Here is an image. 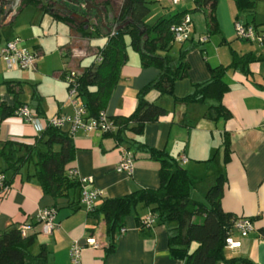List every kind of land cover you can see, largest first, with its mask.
<instances>
[{
    "label": "crops",
    "instance_id": "0c3cea01",
    "mask_svg": "<svg viewBox=\"0 0 264 264\" xmlns=\"http://www.w3.org/2000/svg\"><path fill=\"white\" fill-rule=\"evenodd\" d=\"M106 1L111 5L109 12L112 13L104 19L105 26L101 25L108 31L113 13L117 14L122 0ZM156 1L167 3L161 16L186 10L191 19V33L186 40L189 43L186 54L188 75L175 82V96L182 97L192 91L193 84L206 81L209 78L207 64L228 65L232 61V51L250 55V62L230 68L225 74L229 89L222 97V104L230 112L228 118L210 119L204 115L214 100L177 102L172 95H160L153 90L148 93V99L164 106L168 114L147 122L141 134L128 133L127 136L149 147L164 149L175 157L190 175L192 196L196 192L205 195L216 177L224 174L222 209L253 221V230L246 236H241L238 231L231 232V239L239 245L229 247L225 244V254L227 257H248L256 264H264V238L260 234V228L264 227V43L237 38L235 34L236 21L264 32V0H255L254 10L245 12L237 11L234 0H218L214 11L218 30L209 35L205 12L194 9V0H182L174 11L168 5H173L170 0ZM56 2L60 5L50 4V9L33 3L19 6L17 1L12 5L0 4V48L8 40L19 38L20 47L38 54L35 68L27 69L8 66L6 59L0 57V104L28 105L34 113L38 106L43 110L42 114H36L41 130L53 116L72 115V106L67 102L65 73L71 69L81 72L97 61L99 49L108 39L104 33L80 34L77 24L81 22L70 17L72 12L84 16L75 0ZM62 16H69L73 22L61 19ZM146 17L144 20L148 23ZM87 19L89 24L92 23L89 16ZM201 35L207 36L204 42L199 41ZM89 56L92 60L82 67L83 59ZM157 75L156 67H143L138 55L129 54L107 101L105 114L108 117L129 115L136 106L137 91ZM10 84L14 91H10ZM79 100L83 102L81 98ZM41 130H36L32 123L18 115L8 116L0 123V145L7 139L33 142ZM225 136L229 140L227 160L224 159ZM72 139L76 151L68 166L75 167L80 175L91 176L90 185L102 191L101 197L95 200V207L106 197H119L141 187H158L159 165L148 155L135 153L125 143L117 142L97 129L78 130ZM124 150L134 155L131 174L116 170ZM5 166L0 160V169ZM34 167L30 162L23 165L19 173L13 174L11 170L0 173L10 180V187L0 196V231L26 223L32 225L27 233L39 231L36 212L43 207H53L56 211L54 229L49 234L38 233L34 241H38V250L41 244L45 245L47 264H71L68 249L74 241L84 246L80 264H102L107 245L104 220L90 216L84 206L77 204L78 188L70 189L66 197L54 198L43 193L36 178L29 177ZM148 210L141 209L140 215L143 217ZM124 226L126 231L119 233L116 247L105 258V264H184L168 251L174 222L160 223L156 219L152 226L140 228L134 216L128 215ZM89 238H93L98 247L89 246Z\"/></svg>",
    "mask_w": 264,
    "mask_h": 264
},
{
    "label": "trees",
    "instance_id": "16d2710c",
    "mask_svg": "<svg viewBox=\"0 0 264 264\" xmlns=\"http://www.w3.org/2000/svg\"><path fill=\"white\" fill-rule=\"evenodd\" d=\"M90 1L101 8L104 19L112 13L109 12L111 5L108 1ZM217 1L194 0V9L205 12L208 35L218 30L214 14ZM234 2L238 12L254 10L255 0H234ZM25 3L41 4L50 9V4L45 0H21L19 6ZM149 11L147 0H122L117 14H114L113 20L110 21V26L115 28L128 21L124 27L113 29V32L112 29L106 31L95 12L88 15L92 23L77 24L82 36L101 33L108 35L105 45L98 52L100 60L83 68L76 77L77 97L82 99L88 116L98 117L100 112L104 111L120 79L121 67L127 60L124 34L130 36V44L138 53L141 65L154 66L158 69V75L137 91L134 110L127 116L109 117L115 124V130L104 132V135L113 137L117 142L125 143L126 147L132 148L135 153H144L157 161L159 185L157 188L141 187L119 197L103 198L99 206L88 211L90 216L100 217L105 222L107 245L102 264H105L107 255L114 251L119 230L125 225L126 216L132 214L137 226L144 228L142 219L145 215L143 217L140 215V210L144 208H149L148 212L155 213L160 223H175L168 238V251L172 257L182 259L184 264L220 262L256 264L248 257H227L225 254L226 237L233 231V222L239 217L222 209L220 199L225 182L224 174H219L214 183L208 187L205 194L206 201L195 200L190 197L192 186L190 175L175 157L164 149L149 147L127 136L128 133L141 134L147 122L158 120L168 114L164 106L148 99V93L153 90L160 95H172L177 102L202 103L207 99L214 100L215 103L208 106L204 115L210 119L228 118L230 112L222 104V97L229 89L225 74L230 68L249 63L250 55H239L232 51V61L228 65L207 64L209 78L204 82L193 84L190 93L177 97L174 95V84L188 75L189 64L186 61V54L189 47L180 46L175 64H172L166 53L174 41H177L170 26L179 23L187 11H178L168 17L160 16L156 21L148 24L144 19ZM61 19L73 22L69 16H62ZM187 39L179 42L183 43ZM194 45L192 44L193 47ZM9 89L14 91L11 84ZM20 106L22 104L15 106L0 104V123L4 118L16 115L15 111ZM42 113L43 110L36 106L35 115ZM228 145V136H225V160H227ZM75 151L72 134L47 124L33 142L7 139L0 145V160L6 165L0 169V173L11 170L16 174L23 165L33 162L34 171L29 177L36 178L43 193L54 198L66 197L70 189L78 188L80 198V182L76 177L68 174V170L72 168L68 165L73 161ZM2 181L4 185L10 187V180L2 177ZM2 194L0 193V196ZM77 204H80L79 199ZM38 233L40 231L23 235L20 227L16 225L1 230L0 264H47L48 251L45 245L41 244L35 254L30 251V246ZM260 234L264 238V227L260 228Z\"/></svg>",
    "mask_w": 264,
    "mask_h": 264
},
{
    "label": "built area",
    "instance_id": "2783aa9c",
    "mask_svg": "<svg viewBox=\"0 0 264 264\" xmlns=\"http://www.w3.org/2000/svg\"><path fill=\"white\" fill-rule=\"evenodd\" d=\"M182 0H170L172 4H178ZM15 9L13 10V13ZM191 19L188 14L179 22L170 26V30L174 35V39L181 41L187 39L191 33ZM113 32V31H112ZM235 34L238 38L246 39L252 42L264 43V32H258L251 25H244L243 23L235 22ZM207 36H200L199 41L204 42ZM19 38L8 40L0 48V57H3L7 61L8 66H17L21 69L35 68L38 59V54L35 51H31L25 47L18 45ZM96 59L99 61L100 56ZM79 72L75 70H69L66 72L64 80L67 83V102L72 106V115H58L53 116L48 120V124L68 131L70 134H74L78 130L90 131L100 130L107 132L109 130H115V124L113 121L101 111L98 117H90L87 114L85 105L77 97V82L76 77ZM16 115L22 117L25 121L32 123L36 130L42 129L37 115L29 108L28 105H22L15 111ZM65 126H67L65 128ZM185 159L184 157H182ZM134 155L129 150H124L121 158L116 166L118 172H125L131 174L133 170ZM68 174L72 177H76L80 182V204L85 207L87 211H91L95 207V200L100 198L102 191L91 186L92 177L80 175L78 170L70 168ZM8 189L7 185L3 184L2 176L0 175V193ZM55 208L43 207L39 209L35 214L36 222L39 225V231L42 234H49L55 227ZM157 219V216L153 212H147L142 219V225L144 227L152 226ZM32 225L30 223L20 226L23 235L27 234V231L31 230ZM232 230L238 231L241 236H246L251 230H253V221L247 217L236 218L232 225ZM126 227L120 228L119 233H124ZM87 243L91 247H98L97 242L93 238L87 239ZM225 244L229 247L239 245V242H235L231 239L230 235L226 237ZM83 245L77 241L71 243L68 249L69 261L71 264H80L81 251Z\"/></svg>",
    "mask_w": 264,
    "mask_h": 264
},
{
    "label": "rangeland",
    "instance_id": "374dc122",
    "mask_svg": "<svg viewBox=\"0 0 264 264\" xmlns=\"http://www.w3.org/2000/svg\"><path fill=\"white\" fill-rule=\"evenodd\" d=\"M58 1H60V0H58ZM148 1H149V6H150V10H151L150 12L151 13L149 15L147 14L146 18L149 21L148 24H151L154 21H156L157 18H159L161 15H163V13L167 9V3L164 4L163 1H156V0H148ZM168 5H170L169 6L170 9H172L173 11L178 7L176 5H171V4H168ZM82 10H84V8H82ZM91 14H93V11H91ZM114 14L115 13H113V15ZM201 36H203V35H201ZM123 38L125 40V48H126V51H127V60L129 58V54H133V56H137L138 53L132 48V46L130 44V36L128 34H124ZM95 43H100V42L96 41ZM180 44H181V42L174 41V43L171 46V48L167 51V55H168L169 59L171 60L172 64H175L177 62L178 50H179L180 46L182 45L183 47H187L189 43H188V41L185 40L181 45ZM138 57H139V55H138ZM91 60H92V56L84 58L83 61H82V67L84 65L88 64ZM127 60H126V62H127ZM219 143H220V138L218 137V146L220 145ZM220 154L221 153L219 152V154H218V161L219 162H220L219 157L221 156ZM198 192L200 193V191H198ZM193 195L194 196L190 195V197L194 198L195 200L203 201V202L206 201L205 195H203L202 193H200L198 195V193L196 192V194H193ZM30 251L32 253H37L38 252V241H36L34 243V245L30 248Z\"/></svg>",
    "mask_w": 264,
    "mask_h": 264
},
{
    "label": "water",
    "instance_id": "95a60500",
    "mask_svg": "<svg viewBox=\"0 0 264 264\" xmlns=\"http://www.w3.org/2000/svg\"><path fill=\"white\" fill-rule=\"evenodd\" d=\"M18 1H21V0H18ZM17 1V2H18ZM57 0H51L49 1V4L51 5H54V3H57V5H60L59 2H56ZM77 3H78V8L79 10L81 11L82 8H84V11L82 12L84 16H81L79 13H76V12H72L70 14V17H74L76 19H79V21L82 23V22H88V19H87V16L89 14H91V11L95 12L99 18H100V22L102 23L103 26H105L104 24V17H103V12L101 10L100 7H98L97 5H95L94 3H92L90 0H75ZM17 4V3H16ZM18 5V4H17ZM16 6L13 7V9L15 8ZM69 13H70V10H68ZM128 24V21L121 24V25H117L115 26L114 29H120L122 27H124L125 25ZM107 30L108 31H111V28L110 27H107Z\"/></svg>",
    "mask_w": 264,
    "mask_h": 264
},
{
    "label": "flooded vegetation",
    "instance_id": "af4514ba",
    "mask_svg": "<svg viewBox=\"0 0 264 264\" xmlns=\"http://www.w3.org/2000/svg\"><path fill=\"white\" fill-rule=\"evenodd\" d=\"M14 1L16 2V1H18V0H0V4L3 5L4 3H5V4H10V3H11V5H12V3H13ZM45 1H46V2H49V1H51V0H45ZM18 2L20 3L21 1H18ZM11 5H10V6H11ZM10 10H11V9H10ZM13 10H14V9H12L11 11H13ZM9 12H10V11H9Z\"/></svg>",
    "mask_w": 264,
    "mask_h": 264
}]
</instances>
